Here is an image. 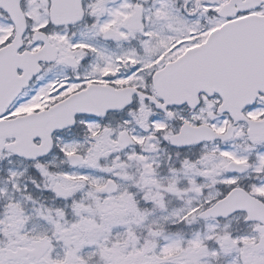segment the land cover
<instances>
[{
    "label": "snow or ice",
    "instance_id": "obj_1",
    "mask_svg": "<svg viewBox=\"0 0 264 264\" xmlns=\"http://www.w3.org/2000/svg\"><path fill=\"white\" fill-rule=\"evenodd\" d=\"M0 264H264V0H0Z\"/></svg>",
    "mask_w": 264,
    "mask_h": 264
}]
</instances>
